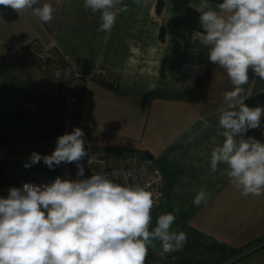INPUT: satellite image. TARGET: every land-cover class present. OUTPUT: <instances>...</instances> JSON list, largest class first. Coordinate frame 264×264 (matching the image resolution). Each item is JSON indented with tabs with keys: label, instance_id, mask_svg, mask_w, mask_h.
<instances>
[{
	"label": "crops",
	"instance_id": "obj_1",
	"mask_svg": "<svg viewBox=\"0 0 264 264\" xmlns=\"http://www.w3.org/2000/svg\"><path fill=\"white\" fill-rule=\"evenodd\" d=\"M201 0H123L128 11L117 15L110 32L100 30V14L84 8V0H39L55 12L50 23L32 10L14 21L0 13V139L60 136L79 127L85 146L103 152L119 148L140 156L148 151L165 178L159 209L151 211L150 229L161 214L173 213L171 230L187 234V242L250 245L234 264H264V194L242 196L224 174L227 165L210 168V153L222 142L219 110L232 90L226 72L210 62L199 41L204 31L196 6ZM212 8L218 3L209 0ZM55 44L64 55L105 69L112 83L86 78L82 83L77 120L67 128L58 121L56 76L42 70L33 47ZM245 104L264 108V80L249 70ZM37 102L49 116L37 121L24 114ZM262 142L261 125L244 138ZM0 157V198L25 182L51 183L57 166L43 161ZM201 188L210 195L199 206ZM178 209V211H176ZM163 249L159 241L148 256Z\"/></svg>",
	"mask_w": 264,
	"mask_h": 264
},
{
	"label": "clouds",
	"instance_id": "obj_2",
	"mask_svg": "<svg viewBox=\"0 0 264 264\" xmlns=\"http://www.w3.org/2000/svg\"><path fill=\"white\" fill-rule=\"evenodd\" d=\"M38 4L0 0L4 8L18 14L32 10L41 22L50 23L54 7ZM84 8L100 14V30L105 32L113 29L119 13L128 11L123 0H84ZM196 10L204 30L199 41L207 47L210 62L223 69L233 85L219 110L223 141L210 153L211 172L225 164L224 174L242 196H261L264 143L245 139L244 134L260 127L264 108L245 104L249 95L244 86L250 69L264 80V0H223L215 9L209 0H201ZM83 137V130L74 128L57 138L50 155L33 152L24 167L41 160L49 169L75 162L82 177L80 162L88 155ZM209 195L201 188L193 203L206 204ZM154 206L153 194L144 186L121 185L101 173L10 188L8 196L0 198V264H145L155 241L165 253L181 250L188 236L171 230L173 213L161 214L149 230Z\"/></svg>",
	"mask_w": 264,
	"mask_h": 264
},
{
	"label": "built area",
	"instance_id": "obj_3",
	"mask_svg": "<svg viewBox=\"0 0 264 264\" xmlns=\"http://www.w3.org/2000/svg\"><path fill=\"white\" fill-rule=\"evenodd\" d=\"M32 52L40 68L53 73L60 83L57 93L58 121L66 128L77 120L82 83L86 78L112 83V78L105 69L83 59L61 54L55 44L33 47ZM24 114L37 121L49 119L42 105L37 102L29 103L24 109ZM58 137L46 135L4 137L0 139V157L29 160L33 152L41 154L42 157L50 155L55 150ZM85 149L88 155L80 162L84 167V175L77 176V165L73 162L58 165L57 177L76 180L87 179L97 173L105 174L121 185L144 186L153 194L155 201L153 210L161 207L165 193V178L153 164L152 159L144 154L137 156L119 148H109L103 152L88 146H85ZM25 183L38 185L36 182Z\"/></svg>",
	"mask_w": 264,
	"mask_h": 264
},
{
	"label": "rangeland",
	"instance_id": "obj_4",
	"mask_svg": "<svg viewBox=\"0 0 264 264\" xmlns=\"http://www.w3.org/2000/svg\"><path fill=\"white\" fill-rule=\"evenodd\" d=\"M213 244L214 243L210 242L204 247L194 242H187L181 250L171 253H165L163 251L157 256L146 259L145 264H214L221 256V250L214 248L210 252L204 251L201 253V250H204V248L208 249L212 247ZM229 261L236 262L237 258L234 257Z\"/></svg>",
	"mask_w": 264,
	"mask_h": 264
},
{
	"label": "trees",
	"instance_id": "obj_5",
	"mask_svg": "<svg viewBox=\"0 0 264 264\" xmlns=\"http://www.w3.org/2000/svg\"><path fill=\"white\" fill-rule=\"evenodd\" d=\"M214 1L216 3H222L223 0H211ZM0 13L9 21H14L17 19L18 14L17 12L11 10L10 8H4L3 6H0ZM196 243V242H194ZM200 244V243H198ZM201 246L207 245L205 243H201ZM250 245H246V246H242V247H238L235 248L233 246H229L223 243H214L212 245V247L204 248V250H201V253H203L204 251H212L214 248H216L217 250H221V256L219 257V259L216 260V263L214 264H232L235 263L234 261L230 262L229 260L236 257L237 260L243 258V256H240V254L247 248H249ZM220 253V252H219ZM152 257V256H150ZM147 257L146 259L150 258ZM213 264V263H212Z\"/></svg>",
	"mask_w": 264,
	"mask_h": 264
},
{
	"label": "water",
	"instance_id": "obj_6",
	"mask_svg": "<svg viewBox=\"0 0 264 264\" xmlns=\"http://www.w3.org/2000/svg\"><path fill=\"white\" fill-rule=\"evenodd\" d=\"M145 154H146L147 158L153 159V156L148 151H146Z\"/></svg>",
	"mask_w": 264,
	"mask_h": 264
}]
</instances>
